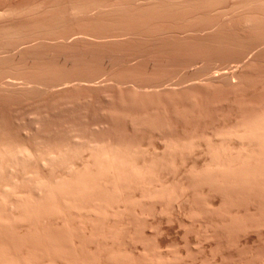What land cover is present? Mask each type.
<instances>
[{
  "label": "bare ground",
  "instance_id": "obj_1",
  "mask_svg": "<svg viewBox=\"0 0 264 264\" xmlns=\"http://www.w3.org/2000/svg\"><path fill=\"white\" fill-rule=\"evenodd\" d=\"M124 1H126V0H124ZM141 1H144V0H140V2ZM146 1L142 2L141 5L143 3H145ZM152 1L153 0H150V3ZM179 1L177 2L178 5L183 0L180 2ZM186 1H184V2H186ZM194 1H196V0H193L192 2H194ZM199 1L201 3L202 0H199ZM199 1L197 0V2H199ZM224 1L225 0H223V3H224ZM14 2H16V1H14ZM110 2H111V0H110ZM135 2H136V0L134 1V3ZM138 2L139 1H137L136 3H138ZM155 2H157V0H155ZM160 2H162V0L156 4H159ZM174 2L175 1H173V3ZM202 2L205 3L206 1L204 2V0H203ZM218 2H220V0H218ZM218 2H216V3H218ZM231 2H230V4H231ZM111 3H113V1ZM122 3H124V5H125L126 2H123V0H122ZM196 3H192V4H196ZM211 3H213V2H211ZM88 4H89V2H88ZM90 4H93V3L91 2ZM114 4H115V2H114ZM147 4H149V2H147ZM161 4H159V5H161ZM189 4H190V2H189ZM207 4L209 5L210 3H207ZM207 4H205V6H207ZM13 5L14 4H12V6ZM115 5L118 6V4H115ZM134 5H137V4H134ZM138 5H139V3H138ZM138 5H137V7H138ZM170 5H168V7ZM175 5H177V4H174V6ZM184 5H186V3ZM191 5H189V6H191ZM200 5H196V6H200ZM210 5H212V4H210ZM60 6H58V7H60ZM90 6L93 7V5H90ZM109 6H111V5H109ZM151 6H154V8H155V5H150V7ZM182 6H183V4H182ZM202 6H204V5H202ZM252 6L253 7L255 6V9H257L256 7H260V8L264 9V0H233V3L229 7V9H231V10L226 9L229 11H226V13H224V14L232 15V13H230L231 11H233V12H236L238 10L241 11L242 9L244 10V8H248V7H252ZM15 7L16 6H14V8ZM92 7H91V11L96 8V7H93V8ZM97 7H99V6H97ZM104 7H103V9H104ZM140 7L142 8V6H140ZM162 7H164V6H162ZM179 7H180V5H179ZM221 7H222V5H221ZM36 8L37 7H35V8L33 7V9L32 8L31 9L34 10ZM64 8L66 11L65 15H67V16H69V15L70 16H76L79 13L81 14V12L84 10H90V8L88 9V7H84L78 3H71L70 5H68ZM105 8L107 9V7H105ZM112 8H115L114 5ZM170 8L172 9V7H170ZM209 8H210V6H209ZM218 8H220V6ZM218 8H216V12H220V10H217ZM98 9H100V8H98ZM158 9H156V10H158ZM161 9L162 8H160L159 10H161ZM194 9H196V8L192 7L193 11H194ZM197 9H198V7H197ZM206 9H207V7H206ZM222 9L224 10L225 8L222 7ZM222 9H221V11H222ZM255 9H250V10L255 11ZM2 10H0V15L5 14L4 12H1ZM15 10H16V8H15ZM21 10H22V8H21ZM24 10H26V9H24ZM101 10H102V8H101ZM127 10H126V13H127ZM131 10H132V8H131ZM152 10H153V8H152ZM189 10H191V8ZM201 10H203V8H201L200 11ZM260 10L261 9H259L258 12H260ZM5 11L7 12L8 10H5ZM110 11H112V10H110ZM115 11H117V10H115ZM118 11H120V10H118ZM176 11L178 12V10H176ZM27 12H29V11H27ZM61 12H60L59 16L60 15L64 16V14H62ZM94 12H95V14H97L96 13L97 10H95ZM132 12H134V11H132ZM156 12H158V11H156ZM156 12H155V14H156ZM201 12L202 13H200V12L199 13L203 14V11H201ZM224 12H225V10H224ZM263 12H261V14ZM88 13L91 14L92 12H88ZM88 13H86V14H88ZM109 13H111V12H109ZM112 13H113V11H112ZM150 13H151V11H150ZM150 13H147V14H150ZM171 13H172V11H171ZM194 13H195V11H194ZM39 14H40V12H39ZM219 14L220 13H218V15ZM234 14H236V13H234ZM254 14H251L250 12H249V14L246 13V19H245L246 22L245 23H248V25L250 23V25H252V23H254L252 21H254L255 18H257L259 20V18L257 17L258 14L256 13L257 16H256V14L255 15ZM36 15H37V13H36ZM110 15L113 16V14H110ZM123 15H124V13H123ZM127 15H125V16H127ZM136 15H137V13H136ZM227 15H225L224 17H226ZM263 15H261V16L264 18ZM2 16H4V15H2ZM12 16H14V15H12ZM61 16H60V18H61ZM103 16H105V15H103ZM161 16H162V14H161ZM220 16H218V17L220 18ZM238 16H239V14H238ZM244 16H245V14L243 15V17ZM93 17H94V15H93ZM127 17H130V16L128 15ZM194 17H195V15H194ZM221 17H223V15ZM38 18H41V17L38 16ZM52 18H55V17L53 16ZM162 18H163V16H162ZM57 19H59V18H57ZM64 19H66V17ZM112 19H114V18H112ZM157 19H158V16H157ZM243 19L241 18L240 20L243 21ZM14 20H16V19H14ZM26 20H28V19H26ZM61 20L62 19H60V21ZM36 21H37V19H36ZM56 21L54 22V24H58V23H56ZM60 21L58 20L59 23H60ZM74 21H76V20H74ZM100 21H101V19H100ZM130 21H133V20H130ZM146 21H147V19H146ZM156 21H158V20H156ZM262 21H263V19L260 20V23ZM3 22H4V20H3ZM16 22H17V20H16ZM52 22H53V20H52ZM7 23L8 22H6L4 24H7ZM10 23L15 24L13 22H10ZM31 23L33 24V22H31ZM61 23H60V25H61ZM107 23H108V21H107ZM177 23H179V22H177ZM256 23L259 25V22H256ZM256 23H255V25H256ZM20 24H22V23H20ZM210 24H212V23H210ZM50 25L52 26V24H50ZM130 25H131V23H130ZM7 26H4V27H7ZM10 26H11V24L8 27L10 28ZM18 26L20 27V25H18ZM61 26H58V27L60 28ZM217 26H220V24ZM4 27H3V30H4ZM56 27H57V25H56ZM121 27H123V26H121ZM201 27H203V26H201ZM210 27H212V25H210L208 28H210ZM227 27H230V26H227ZM259 27H261V25ZM14 28H16V27H14ZM6 29L8 30V28H6ZM41 29L43 30V28H41ZM119 29H120V27H119ZM127 29H129V28H127ZM11 30H14L13 27L10 29V31ZM54 30H53V34L56 35V32L59 29L56 30V32ZM62 30H64L63 27H62ZM137 30H139V29H137ZM154 30H155V28H154ZM202 30H204V29L202 28ZM227 30H229V29H227ZM255 30H258V29H255ZM47 31L46 30L42 31V32L38 31L29 39L22 40V41L14 43V44H12V42H9L8 45H3V43H0V59L5 58L7 55L9 56V54L12 53V51L14 49L19 48L20 49L19 52L17 54H14L13 56L16 57V55H19V57L17 56L18 57L17 60H20L19 58H20V56L21 57L23 56V53L30 51V50L32 51V49L36 48V46H38L40 44L47 43L48 40L51 41L49 43H55V46H56V44H62V43L65 44V46L67 45V43L64 42L66 39L61 38V34H60V37L53 36L54 38H52V37H49L46 34H44V32L47 33ZM252 31H253V29H252ZM259 31H262V30L259 29L258 33H260ZM1 32H0V35L6 33L3 31L4 33L1 34ZM7 32H9V30ZM16 32H17V35L20 34L19 33L20 31L18 32L17 29H16ZM78 32H80V31H78ZM93 32H95V30H93ZM154 32H156V31H154ZM247 32H248V30H247ZM11 33H13V32H11ZM24 33H26V32H24ZM33 33H34V31H33ZM49 33L50 32H48L47 34H49ZM100 33H101V31H100ZM112 33H114V32H112ZM130 33H132V31ZM181 33H185V32L182 31ZM243 33H245V32H243ZM125 34H127V33H125ZM161 34H162V31H161ZM17 35L15 34V37H19ZM75 35H76V33L73 35L76 39L78 36H75ZM96 35H97V33H96ZM137 35H139V34H137ZM170 35H171V33H170ZM231 35H232V33H231ZM236 35H237V33H236ZM5 36H7V35H5ZM8 36H9V34H8ZM11 36H14V34ZM21 36H25V35L21 34L20 37ZM29 36H31V35H29ZM71 36H72V34H71ZM79 36H81V35H79ZM228 36L230 37V35H228ZM15 37H14V39H15ZM25 37H27V36H25ZM69 37L70 36L68 35V38ZM148 37H150V36H148ZM169 37L170 36H168V39H169ZM217 37H219V32H218ZM8 38H7V40L9 41ZM117 38H119V37H117ZM155 38H157V37H155ZM11 39H13V38H11ZM70 39L72 40L73 38H70ZM86 39H88V38H86ZM179 39H177V40H179ZM213 39H214V37H213ZM219 39H220V37H219ZM17 41H18V39H17ZM98 42H100V41H98ZM139 42H140V40H139ZM170 42H171V40H170ZM125 43H126V41H125ZM136 43H137V41H136ZM136 43H135V45H136ZM75 44H76V42H75ZM92 44H94V43H92ZM92 44H90V45H92ZM262 44H264V42ZM84 45H85V43H84ZM55 46H53V49L55 48ZM120 47L122 48L121 45L119 46V48ZM124 47H126V46H124ZM138 47H140V46H138ZM140 48H142V47H140ZM135 49H137V48H134V50ZM44 50H45V48H44ZM54 50H51V48L48 49L49 53L53 52ZM61 50H62V46H61ZM87 50H88V48H87ZM147 50H149V49H147ZM157 50H158V48H157ZM171 50H172V48H171ZM68 51L69 50L67 48L66 52H68ZM93 51H95V50H93ZM121 51H123V50H121ZM43 52H45V51H43ZM55 52H57V50ZM160 52H161V50H160ZM38 53H39V50H38ZM61 53H62V51H61ZM140 53L141 52H139V54ZM43 54H42L43 57H41L40 54H35V57H36V55H40V57L44 59ZM45 54H46V52H45ZM52 54H50V55H52ZM57 54H59V52ZM64 54L65 53H63V55ZM71 54H73V52ZM132 54H131V56H132ZM135 54H137V53H135ZM169 54H167V55H169ZM198 54L199 53H197L196 56H198ZM11 55L12 54H10V56ZM63 55H62V57L60 55H58V56L63 58V61H64L65 58L63 57ZM67 55H65V56H67ZM156 55H157V53H156ZM177 55L178 54H176V56ZM185 55H187V54H185ZM185 55L183 57H185ZM58 56H57V58H58ZM135 56L137 57V55H134L133 57H135ZM40 57H38V58H40ZM73 57H74V60L77 59V58H75V55ZM76 57H78V56H76ZM152 57L154 58L155 56H152ZM61 58L59 60H61ZM69 58H70V56H69ZM79 58L81 59L82 55H80ZM121 58H123V56ZM179 58H180V56H179ZM86 59H89V57ZM93 59L95 60V58H93ZM109 59H110V57H109ZM127 59L129 60V58H127ZM135 59L136 58L131 59V60L134 61ZM147 59H145L146 60L145 63L147 62ZM161 59H162V57H161ZM161 59H160V61H161ZM8 60H6V61H8ZM25 60H27V58ZM29 60L31 61V59H29ZM49 60H50V58H49ZM69 60H68V62L71 63ZM100 60H101V58H100ZM172 60H174V58ZM10 61H12V60H10ZM84 61L85 60H83V62ZM154 61H156V60H154ZM26 62H28V61H26ZM26 62L23 61L19 65V68L18 67L14 68L16 70L13 69V73L11 72L12 70L10 71V69L12 67L10 69L9 68H3L4 66L8 67L7 63L4 64V66L2 68L0 67V92H2L0 94L2 95L4 92H6L7 93L6 95H8V92L11 93V91L13 92L16 90H18V91L23 90V92L21 91V93H26L24 91L29 92L30 90H31V92H29V93H32V90H38V91L41 90L42 93H43V91H45L46 93L44 92L43 94L47 95V92H48L47 96L49 97L51 95V97H49V98L53 99V100H50V102L52 104L51 108H50L51 111L56 113L57 118L61 117L59 120L60 122L58 124L62 125L61 119H63V120L65 119L63 117V113L66 111L72 112L71 115L77 116V119L71 120V123L74 124V127L65 126V128H62V126L59 125L54 130H49L46 128V124H45V121L43 120L42 112L37 111V112H34L29 119L30 120V127L29 128L26 127V128L21 130V132H20L21 137H15L14 135H12L10 133V131H4L3 132L2 130H0V264H176V262L181 258V256L178 254V252L175 254L174 253L171 254V252L169 253L168 247H167L168 250H166V248L164 250L162 245L159 244V243H161L160 241H159V243H156V242L154 243L153 241L150 240V237L147 235V231H149L148 229L154 227V223L152 222L151 218L155 219V218L166 217L167 219H171V214H169L170 213L169 209H171L174 212V214H175L174 218H176V216H177L184 224L186 222L197 223V224L199 223L200 226L203 227L202 229L204 230L205 237H207V238L210 237L212 239L214 238L217 240L218 238H221V237L224 238L226 235L236 234L239 236L240 235L245 236V235L251 234V233H257L258 236H260V238L261 237L264 238V105L260 106L258 109H255V110L249 105L251 107V109H253V111H250L248 113L240 115L236 119V121L231 125L230 124H228L227 126L224 125L225 127L223 126V128H221V129H215L214 128L215 130H213L211 134L206 135L204 133L205 135L200 136V137L197 135H195V136H189L188 135L189 137H183V136H177V135H175V136L167 135L166 133H168V132H166L165 130L163 131V129H165L167 127L161 129V127H159V125L163 124V123L161 122L160 124H158L159 122L154 118L155 116L154 117H153V115H151V117L144 116V115L141 116V115L137 114L136 112H130L129 110L132 107H130L129 110L127 109L128 113L126 114V119H127L126 121L131 126L132 132H133V130L136 131V130L144 127V126H147V124H148V127H150L151 131L158 133L159 136L162 138V140L164 142V148L161 152H158L155 149L152 150V149H147V148L143 147V144L141 143V141L138 140L136 137H133V138L130 136L128 137L127 134L124 135L121 132L119 133L118 131L115 132V130H113V125L111 123V119H112L111 117H112V115L114 116V114H111V112L115 113L114 106L116 105L115 103L118 102L117 99H116L117 102L114 101L115 105L113 104L114 106H113V108L111 107L112 109L110 107H107V106H110L111 104L108 105V104H104V102H103V104H104L103 106H106L107 108H105V107L102 108V106H101V108H99V109H101V112L99 113V115L101 114V117L99 116L101 118L100 121L92 123V121L88 120V122H90V123H88V122H86V120H87L86 118H88V116H87L88 113L86 114L87 111L84 109L87 108V106L89 108V103H94L92 100L89 99L90 101L88 102V100H87L88 98H86L85 96H84L86 98L85 100H87L86 102H84L85 101L84 98H83V100L80 99L83 102H79V99H73L74 97L71 98L72 100L69 99V101L64 100L62 102L59 99L61 96L60 94L62 92L66 91V93H64V94H67L68 90L71 89V90H73V91L70 90V92L72 94L75 91L74 90L75 88H77L76 90H78L80 88V86L78 84H76V85L79 88L74 84L72 86L68 83V82H70V81H68L71 79L70 77H68L69 79H67V81L63 80L62 77H60L59 74H63L61 72L58 73L60 71L61 67H59L60 69H59V71H57V74H55V75L53 74L54 76L52 75V77L47 78L48 76L47 77L44 76L45 75V68H43V67L47 66L45 64L46 62L44 63L45 64L44 66H43V64L42 65L40 64V67H37V66L34 67L33 65H31V63H29V62L26 63ZM33 62H32V64H33ZM60 62L64 63V62H62V60ZM126 62H128V61H125V63ZM0 63H2V62H0ZM16 63H18V62H16ZM105 63H106V60H105ZM138 63H139V61H138ZM8 64H9V66H11L10 62H8ZM54 64H56V63H53V65ZM103 64H104V62H103ZM114 64H115V62H114ZM128 64H129V62H128ZM146 64H147V66H149L148 62ZM188 64L191 65L190 63H188ZM194 64H196V63H194ZM57 65H60V64H56V66ZM97 65H99V64H97ZM130 65L132 66V64H130ZM139 65L140 64H138V66ZM13 66H15V64ZM128 66L129 65H127V67ZM144 66H145V64H144ZM147 66H145V67L147 68ZM53 67L55 68V66H53ZM111 67H113V66H111ZM132 67H134V66H132ZM172 67H174V66H172ZM48 68L49 67H47V69ZM62 68H64V67H62ZM82 68H84V64H83ZM98 68H99V66H98ZM106 68H108V67H105V69ZM116 68H117V66L115 67V69ZM52 69H48V70L51 71ZM48 70H46V72ZM53 70H55V69H53ZM120 70H122V69H120ZM131 70H130V72H131ZM210 70L211 69H209V71ZM217 70L218 69H216L215 71L217 72ZM89 71H87V72L89 73ZM100 71L103 73L104 70L103 71L100 70ZM113 71H115V70H113ZM135 71H136V69H135ZM138 71H139V69H138ZM146 71H147V69H146ZM239 71H241L240 68H239ZM108 72L110 73V71H108ZM148 72H150V71L148 70ZM155 72H153V73H155ZM43 73H44V75H43ZM68 73L69 72H67V74ZM74 73H75V71H74ZM113 73L115 74V72H113ZM127 73H129V72H127ZM143 73H146V72L144 71ZM77 74L79 75V73H77ZM135 74L137 75V73H135ZM65 75L63 74L64 77H65ZM75 75H76V73H75ZM97 75H99V71H98V74H96L95 76L97 77ZM100 75H101V73H100ZM131 75L133 76V74H131ZM219 75H221V77L230 79L231 82H233L232 84H235V82H237V80L234 79L235 77L238 76L237 71L228 70V71H223L220 74H218V72L217 73L214 72L212 79H214V77L215 78L217 77L219 79V77H218ZM106 76H108V75H106ZM122 76H123V74H122ZM128 76H129V74H128ZM143 77H145V76H143ZM143 77H141L142 80L144 79ZM207 77H209V76H207ZM78 78H80V76ZM119 78L117 81L115 80L117 82L116 84H118L117 85L118 90L120 88L119 84L123 85L127 82L131 83V81L133 80V79L131 81L127 80V82H125L123 78H122L123 80H121V79L119 80ZM196 78H198V77H196ZM90 79H92V78L90 77ZM103 79H105V78H103ZM206 79H209V78H206ZM203 80L204 79H202V81ZM230 80H228V82ZM186 81H188V80H186ZM186 81H185V83H186ZM200 81L197 83H200ZM219 81H220V79L218 80V82ZM238 81H239V79H238ZM73 82H75L74 78H73ZM80 82L82 83V81H80ZM80 82H79V84H80ZM134 82H135V80H134ZM138 82L135 85H134V83L132 85H130V84L129 85L134 88V91H136L135 89H137L138 91L139 90L146 91V89H147L146 87L148 86V84L146 86V83L144 85L143 83L142 84L140 83V80H138ZM223 82H226V80L225 81L223 80ZM109 83H111V82L109 81ZM180 83H182V82H180ZM211 83H216V82H211ZM161 84H162L161 86H163L162 82H161ZM187 84H189V83H187ZM200 84H202V82ZM207 84H208V82H207ZM223 84H225V83H223ZM80 85H83V84H80ZM87 85H90V84H87ZM108 85L110 86L111 84H108ZM154 85L152 84V86H154ZM181 85H183V84H181ZM193 85H196V83H194ZM84 86H86V84H84ZM111 86H113V85H111ZM126 86H128V85H125L124 87L126 88ZM158 86H157V88H158ZM191 86H192V84L190 85V87ZM238 86H239V84H238ZM238 86H236V88ZM72 87H75V88L73 89ZM90 87H91V85H90ZM154 87H156V86H154ZM166 88L169 89L168 86ZM80 89H79V91H80ZM121 89H122V87H121ZM151 89H154V88L151 87ZM151 89H149V90H151ZM163 89H162V91H163ZM182 89H184V88H182ZM114 90H116V89H114ZM122 90H124V89H122ZM128 91H131V90H129V88H128ZM141 91H139V93ZM70 92H68V93H70ZM112 92L117 93V91H113V90H112ZM112 92H111V94H112ZM119 92H120V90H119ZM123 92H121V94H125V92L124 93ZM131 92H133V91H131ZM160 92H159V94H160ZM13 93H12L13 95L16 94L15 92H13ZM49 93H50V95H49ZM108 93H106V94L104 93V97L108 96ZM133 93H135V92H133ZM136 93H138V92H136ZM147 93H150V92H146V95H147ZM71 94H67V96L69 97ZM4 95H5V93H4ZM18 95L19 96L21 95V97H22L24 94L22 95V94H19V92H18ZM5 96H4V98H5ZM10 96H11V94H10ZM24 97H25V95H24ZM90 97L91 96H89V98ZM108 97H110V100L106 103H110L113 96L111 97V95H110ZM108 97L107 98L105 97V100L109 99ZM10 98H11V100H14V99H12V97H10ZM63 98L64 97H62L61 99L63 100ZM5 99L9 100L8 98H5ZM5 99H3V100H5ZM113 99L115 100V96L113 97ZM193 102H194V100L191 103H193ZM7 103H8V101H7ZM81 103H85V104L87 103L88 105L86 104L87 106H85V105H82ZM111 103H113V102H111ZM260 103H261V101H260ZM95 104H97V102H95ZM81 105L84 106L85 108L82 107ZM256 105H258V103H255V106ZM252 106H254V105L252 104ZM255 106H254V108H255ZM90 107H91V105H90ZM186 107H188V106H186ZM185 109H187V108H185ZM146 114L147 113H145V115ZM153 114L156 115L155 113H153ZM149 115H150V113H149ZM93 116L94 115H92V118H94ZM156 117H158V116L156 115ZM123 118L125 119V116ZM157 119H159V118H157ZM9 123H11V122L9 121ZM9 123L7 122V124H9ZM13 123L14 122L12 121L11 125ZM164 124H165V122H164ZM85 125H86V127H85ZM171 125L172 124H170V126ZM168 126H169V123H168ZM114 127H116V126H114ZM116 128L119 129V127H116ZM169 128H171V127H169ZM169 128H168V130H169ZM147 129H149V128H147ZM172 129L173 128H171L170 130H172ZM1 132L3 134H1ZM163 132L164 133L166 132V133L164 134ZM174 133H175V131H174ZM130 135H133V134L130 132ZM195 151H199L201 154H203L205 156L203 163L201 162L202 164L200 166H191V167L188 166L189 168H186L182 172V176L178 177L177 180L170 181L169 179H167L168 177L166 178V171L168 169H172V168L176 167V165H177L176 164L177 163L176 157L177 156H180L183 159L184 155L193 153ZM179 162H180V160H179ZM197 188H200L201 192L197 191L196 190ZM217 194H219L222 197V202L219 203L220 205H218V206L216 204H214L210 198L211 196L213 197V195L215 196ZM172 216H174V215H172ZM213 216H217L215 219H217V218L218 219L215 220L213 218ZM157 222L160 224L159 220H157ZM181 225H183V224H181ZM202 229H200V230L203 231ZM155 232H156V230H155ZM156 233L158 234V232H156ZM153 235H154V233H153ZM159 237H161V236H159ZM199 237H202V236H199ZM226 238H227V236H226ZM226 238H225V240H226ZM229 238H230V236H229ZM222 240L224 241V239H222ZM236 240H237V238H236ZM226 241H228V240H226ZM220 242H221L220 239H218V242L216 241L217 244H219ZM231 242H233V241H231ZM239 242H241V241L239 240ZM224 243H225V241H224ZM261 243L262 242H260L259 244H261ZM238 244L240 246V243H238ZM200 245H201V243H200ZM221 245H222V242H221ZM196 246H197V244H196ZM212 246H215V244ZM224 246H222V247H224ZM219 247H221V246H219ZM262 247L264 248V244ZM236 248H239V247L237 246ZM258 249H259V247H258ZM219 250H221V249H219ZM261 250H264V249H261ZM222 251L224 252V250H222ZM254 251H256V250H254ZM188 252L189 251H187V253ZM253 253L254 252H252V254ZM255 253L253 256L259 255L258 252L256 254ZM251 255H250V257H251ZM183 256H184V254H183ZM215 261H217V260H215ZM184 264H186V263H184ZM192 264H195V263L192 262ZM255 264H264V252H263L261 259L258 262H256Z\"/></svg>",
  "mask_w": 264,
  "mask_h": 264
},
{
  "label": "rangeland",
  "instance_id": "obj_2",
  "mask_svg": "<svg viewBox=\"0 0 264 264\" xmlns=\"http://www.w3.org/2000/svg\"><path fill=\"white\" fill-rule=\"evenodd\" d=\"M14 1H16V2H14ZM112 1H113V3H111ZM134 1L135 0H131V1L130 0H126V1L123 0V2H126L125 5H124V3H122V0H111V2H110V0H102V1L101 0H45V1L44 0H0V10L3 9L1 12L5 13V14H2L4 16L0 15L1 16L0 17V23L3 25L2 26L0 24V32L3 30L4 26H7V25L9 26L11 24L10 28L8 26L4 27L3 31L6 32V33H4L3 31L1 32V34L4 33V34L0 35L1 36L0 37V43H3V45H8L9 42H12V44H14L16 42L29 39L30 37H32L38 31L42 32V31H45V30L46 31L48 30L47 33L48 32H50V33L47 34L46 32H44V34H46L47 36L52 37V38H54L53 36L60 37V34H61V38H65L66 40L64 42L67 43L66 46L63 43H62L63 45L62 44H56V46H55V43H49L51 41L48 40L47 43L40 44V45L36 46V48L32 49V51L30 50V51H27V52L23 53V56L22 57L20 56V58H19L20 60H17L19 55H16V57L13 56L14 54H17L19 52V50H20L19 48H16V49H14L12 51V53H10V54H12L11 56H10V54H9V56L6 54L7 56L5 58L0 59V62H2V63H0V67L2 68L4 66V64L7 63L8 67L4 66L3 68H9L10 69L12 67L10 69V71L12 70L11 72L13 73V69L16 68V67L19 68V65L23 61L24 62L28 61L34 67L35 66L40 67V64L41 65L43 64V66L46 64L47 66L43 67V68H45V75H44V73H43V75L45 77L48 76L47 78L52 77L53 74L54 75L57 74V71H59V69H60L59 67H61V69H60V71L58 73L61 72L64 75L65 74L66 75L64 77L63 74H59L60 77H62V79L65 80V81H67V79H69L68 77H70L71 79L68 80V81H70V82L72 81V82L71 83L68 82V83L70 85H72V86H73V84L74 85L78 84L80 86V88H81L80 89L76 85L80 89V91H79V89L76 90L77 89V88H75L76 86L72 87L73 89L75 88L74 89L75 91L72 93L73 95L70 92L71 89L68 90V92H70V93L67 92V94H71L70 95L71 97L70 96L68 97L67 94H64V93H66V91L62 92L60 95L62 96L64 94L65 96L64 95L62 96V97H64L63 100L61 99L62 97L60 96L59 99H60L61 102L64 101V100L65 101H69V99H71L73 97H74L73 99H79V102H83V101L80 100V99L83 100V98H84V100L86 98H88L87 99L88 102L90 100H92L94 103H89V108L90 109L88 108V106H87L88 104L87 103H86L87 105L85 103H81L82 105L87 106V108H85L84 106L81 105L82 107L85 108L84 110L87 111L86 114L88 113L87 116H88L89 119L86 118L87 119L86 122H88V120H89V121H92V123L100 121L101 114L99 115V113L101 112V109H99V108H101V106H102V108L103 107H105V108H107V107L111 108L112 107L113 108V106L116 104L114 106L115 113L111 112V114H114V116L112 115V117H111L112 118L111 119V123L113 125V130H115V132H117V131L119 133L121 132L124 135L127 134L128 137L129 136L132 137V138L136 137L138 140L141 141V143L143 144V147H145L147 149H152V150L155 149L158 152H161L163 150V148H164V142H163L162 138L159 136L158 133H155V132L151 131L150 127H148V124H147V126H144V127L140 128V129H138L139 131L138 130H136V131L133 130V132H134L133 133L132 130H131L132 129L131 126L126 121L127 120L126 119V114L128 113L127 109L129 110V108L132 107L129 111L130 112H136L137 114H139L141 116H143V115L144 116H149V117H151V115H153V117L155 116L154 118L159 122L158 124H160L161 122L163 123V124L159 125V127H161V129L167 127L165 129H163V131L165 130L166 132H168V133L165 132L167 135H173V136L177 135V136H183V137H189V136L197 135V136L200 137V136H203L205 134L206 135L211 134L213 130L221 129V128H223L224 125L225 126H227L228 124L231 125V124H233L236 121V119L240 115L248 113L250 111H253V109L254 110L258 109L260 106L264 105V47H263L264 44H262L264 42V31H263L264 30V18L261 16V15L264 14V12H263L264 9L263 8L256 7L257 9H255V6L254 7L252 6V7L244 8L245 11L242 9L241 10L242 12L240 10H238L236 12L231 11L230 13H232V15H227V14H224V13H226V11L231 10V9H229V7L233 3V0H230V1L229 0L228 1L225 0L224 3H223V0L222 1L220 0V2H218V0H215L218 3H216L214 0H209L210 2L208 0H204V2L206 1L205 3L202 2L203 0L201 1V3H200L199 0H198L199 2H197V0L194 1V2H192L193 0H187V1L186 0H183V1L180 0L182 2H180L179 0H168V1L167 0H162L163 3L162 2L159 3V4L162 3L161 5L156 4V3H158L161 0H157V2H155V0H153L151 3H150V0L149 1L148 0L147 1L144 0L146 2L143 3L142 5H141V3L144 2V1L140 2V0H136V2L139 1L138 2L139 5L136 2L134 3ZM173 1H175V2L173 3ZM178 1L180 2L179 3L180 7H179V5L177 3ZM184 1H186V2H184ZM188 1L190 2V4H189ZM88 2H89V4L92 2L93 4H90V5H93V7H96V8L91 11V7L92 6H90L88 4ZM114 2H115V4H118V6L115 5ZM147 2H149V4H147ZM211 2H213V3H211ZM230 2H231V4H230ZM71 3H78V4H80V5L84 6V7H88V9L90 8V10L82 11L81 12L82 15L79 13L76 16H70L69 15L70 16L69 17V16L65 15L66 11H65L64 7L70 5ZM133 3L137 4L138 7H137V5H134ZM185 3H186L187 6L184 5ZM192 3H196V4H192ZM207 3H210L212 5H210V4L208 5ZM12 4H14V5L12 6ZM174 4H177V5L174 6ZM182 4H183L184 7L182 6ZM205 4H207V6H205ZM31 5L34 8L35 7H37V8L32 10L33 7ZM109 5H111V6H109ZM113 5H114L115 8H112ZM150 5H155V8H154V6L150 7ZM168 5H170V6L168 7ZM189 5H191V6H189ZM196 5H200V6H196ZM202 5H204L205 7L202 6ZM221 5H222V7L225 8L224 9L225 12L222 9ZM14 6H16L15 7L16 10H15ZM58 6H60V7H58ZM97 6H99V7H97ZM104 6L107 7V9ZM140 6H142V8ZM162 6H164V7H162ZM209 6H210V8H209ZM219 6L222 9V11H221L220 8H218ZM103 7H104V9H103ZM159 7L162 8V9L159 10L160 9ZM170 7H172V9ZM192 7L196 8V9H194L195 13L192 10ZM197 7H198V9H197ZM206 7H207V9H206ZM21 8H22V10H21ZM98 8H100V9H98ZM101 8H102V10H101ZM131 8H132V10H131ZM152 8H153V10H152ZM190 8H191V10H189ZM201 8H203V10H201V11H203V14H200V13H202L200 11ZM216 8H218L217 10H220V12H216ZM24 9H26V10H24ZM156 9H158V10H156ZM226 9H229V10H226ZM250 9H255V11L254 10L251 11ZM259 9H261L260 12H258ZM5 10H8V11L10 10V11L6 12ZM95 10H97V12H96L97 14H95V12H94ZM110 10H112L113 13ZM115 10H117V11L120 10V11H118L119 12L118 13ZM126 10H127V13H126ZM155 10L158 11V12H156ZM170 10L172 11V13H171ZM176 10H178V12ZM27 11H29L30 13L27 12ZM132 11H134V12H132ZM150 11H151V13H150ZM248 11L251 14H254L255 12L258 14V16H257V14L255 13L256 16L259 18V20L254 17L255 20L252 21L254 23L251 22L252 25H250V23H249V25H248V23H245L246 22V20H245L246 19V13L249 14ZM39 12H40V14H39ZM60 12L62 14H64V16L62 15L63 17L60 15L61 18L59 16ZM88 12H92L91 13L92 15L89 14ZM109 12H111V13H109ZM122 12L124 13V15H123ZM155 12H156L157 15L155 14ZM261 12H263V13L261 14ZM36 13H37V15H36ZM86 13H88L89 15L86 14ZM136 13H137V15H136ZM147 13H150V14H147ZM160 13L162 14L163 18H162ZM218 13H220V14L218 15ZM234 13H236V14H234ZM110 14H113V16L110 15ZM127 14L131 18L127 17L128 16ZM238 14H239L240 17L238 16ZM244 14H245V16L243 17ZM12 15H14V16H12ZM93 15H94V17H93ZM103 15H105V16H103ZM125 15H127V16H125ZM194 15H195V17H194ZM220 15L221 16L223 15V17L225 15H227V16L223 18ZM38 16L41 17V18H38ZM53 16L55 18H52ZM157 16H158V19H157ZM218 16H220V18ZM65 17H66V19H64ZM57 18H59V19H57ZM112 18H114V19H112ZM241 18L242 19L244 18L243 21L240 20ZM14 19H16L17 22ZM26 19H28V20H26ZM36 19H37V21H36ZM60 19H62V20L60 21ZM100 19H101V21H100ZM146 19H147V21H146ZM155 19L158 20V21H156ZM262 19H263V21L260 23V20H262ZM3 20H4V22H3ZM29 20L31 22H33V24ZM52 20H53V22H52ZM54 20L55 21L57 20L56 23H58L59 25L58 24H54V22H55ZM58 20L60 21V23L63 21L61 23L62 26L60 25ZM74 20H76V21H74ZM130 20H133V21H130ZM107 21H108V23H107ZM255 21L259 22V25ZM6 22H8V23L4 24ZM10 22H13L15 24H12ZM177 22H179V23H177ZM20 23H22V24H20ZM130 23H131V25H130ZM210 23H212V24H210ZM218 23L220 24V26H217V25H219ZM255 23H256V25H255ZM50 24H52V26ZM18 25H20V27ZM56 25H57V27L58 26H61V27L57 28ZM210 25H212V27L208 28ZM260 25H261L262 28L259 27ZM121 26H123V27H121ZM201 26H203V27H201ZM227 26H230V27H227ZM12 27H13L14 30L10 31V29ZM14 27H16V28H14ZM62 27H63L64 30H62ZM119 27H120V29H119ZM6 28H8L9 32H7L8 30ZM41 28H43V30ZM127 28H129V29H127ZM154 28H155V30H154ZM202 28L204 30H202ZM16 29L18 30V32L20 31L19 35H17ZM137 29H139V30H137ZM225 29L226 30L229 29V30L226 31ZM252 29H253V31H252ZM255 29H258V30L260 29L263 32L259 31L260 33H258V30H255ZM53 30L55 32H56V30H58L57 32L59 34L57 32H56V35L53 34ZM93 30H95V32H93ZM153 30L156 31V32H154ZM247 30H248L249 33L247 32ZM33 31H34V33H33ZM78 31H80V32H78ZM100 31H101V33H100ZM131 31H132V33H130ZM161 31H162V34H161ZM182 31L185 32V33H181ZM11 32H13V33H11ZM24 32H26V33H24ZM112 32H114V33H112ZM169 32L171 33V35H170ZM218 32H219L220 39H219V37H217L218 36ZM243 32H245V33H243ZM75 33H76L75 36H78L76 39L73 36ZM96 33H97V35H96ZM125 33H127V34H125ZM231 33H232V35H231ZM236 33H237V35H236ZM8 34H9V36H8ZM13 34H14V36H11ZM15 34L17 36H19V37H15ZM21 34L27 36L28 38L25 37V36H21L20 37ZM71 34H72V36H71ZM137 34H139V35H137ZM227 34L230 35V37ZM5 35H7L9 38L7 36H5ZM29 35H31V36H29ZM68 35L70 36L69 38H68ZM79 35H81V36H79ZM148 36H150L151 38L148 37ZM168 36H170L169 39H168ZM14 37H15V39H14ZM117 37H119V38H117ZM155 37H157V38H155ZM213 37H214L215 40L213 39ZM7 38L9 39V41L7 40ZM11 38H13L14 40L11 39ZM70 38H73V39L71 40ZM86 38H88V39H86ZM17 39H18V41H17ZM177 39H179V40H177ZM139 40H140V42H139ZM170 40H171V42H170ZM98 41H100V42H98ZM125 41H126V43H125ZM136 41H137V43H136ZM75 42H76L77 45L75 44ZM84 43H85V45H84ZM92 43H94V44H92ZM135 43H136V45H135ZM90 44H92V45H90ZM120 45L122 46L123 49L121 47L119 48ZM53 46H55V48H54L55 50L53 49ZM61 46H62V50H61ZM124 46H126V47H124ZM138 46H140L142 48H140ZM44 48H45V50H44ZM50 48H51V50H54L51 53H49V51H48V49H50ZM67 48L69 50L68 52H66ZM87 48H88V50H87ZM134 48H137V49L134 50ZM157 48H158V50H157ZM171 48H172V50H171ZM147 49H149L150 51L147 50ZM38 50H39V53H38ZM56 50H57V52H55ZM93 50H95V51H93ZM121 50H123L124 52L121 51ZM160 50H161V52L162 51L163 52L161 53ZM43 51H45L46 54ZM61 51H62V53H61ZM58 52H59V54H57ZM72 52H73V54H71ZM139 52H141V53L139 54ZM41 53L42 54L44 53L43 54L44 55V59L41 58V57H43ZM63 53H65V54L63 55ZM132 53L134 55H137L138 58L136 56L133 57L134 55ZM135 53H137V54H135ZM156 53H157V55H156ZM175 53L178 54V55L176 56ZM197 53H199L198 56H196ZM35 54H40L41 57H40V55H36V57H35ZM50 54H52V55H50ZM131 54H132V56H131ZM167 54H169V55H167ZM185 54H187V55H185ZM58 55H60L61 57L63 55V57L65 58L64 61H63V58L59 57ZM65 55H67V56H65ZM74 55H75V58H77L75 60H74V57H73ZM80 55H82L81 59L79 58ZM184 55H185V57H183ZM57 56H58V58H57ZM69 56H70V58H69ZM76 56H78V57H76ZM122 56H123V58H121ZM152 56H155V57L153 58ZM179 56H180V58H179ZM38 57H40V58H38ZM88 57H89V59H86ZM99 57L101 58V60H100ZM109 57H110V59H109ZM161 57H162V59L164 61L161 59ZM26 58H27V60H25ZM28 58L31 59V61ZM49 58H50V60H49ZM60 58H61L62 62H64V63L60 62L61 61V60H59ZM93 58H95V60ZM127 58H129V60ZM134 58H136V59L134 61H132L131 59H134ZM173 58H174V60H172ZM67 59L68 60L70 59L69 61L71 63H69ZM145 59H147V62L149 64V66H147V64H146L147 62L145 63V61H146ZM160 59H161V61H160ZM6 60H8V61H6ZM10 60H12V61H10ZM83 60H85V61L83 62ZM105 60H106V63H105ZM154 60H156V61H154ZM15 61L18 62V63H16ZM125 61H128L129 64H128V62L125 63ZM138 61H139V63H138ZM8 62H10L11 66H9ZM28 62H26V63H28ZM32 62H33V64H32ZM103 62H104V64H103ZM114 62H115V64H114ZM53 63L60 64V65L56 66V64L53 65ZM143 63L145 64V66H147V68L144 66ZM188 63H190L191 65H189ZM194 63H196V64H194ZM14 64H15V66H13ZM83 64H84V68H82ZM97 64H99V65H97ZM130 64H132V66H134V67H132ZM138 64H140V65L138 66ZM52 65L55 66V68ZM127 65H129V66L127 67ZM98 66H99V68H98ZM111 66H113V67H111ZM116 66H117V68L115 69ZM172 66H174V67H172ZM47 67H49L48 69H52L53 68L55 70L52 69L51 71H49L47 69ZM62 67H64V68H62ZM105 67H108V68L105 69ZM239 68H240L241 71H239ZM120 69H122V70H120ZM135 69H136V71H135ZM138 69H139V71H138ZM146 69H147V71H146ZM209 69H211V70L209 71ZM216 69H218L217 70L218 74H220L223 71H228V70L237 71L238 72V76L235 77L234 79L237 80L238 83L235 82V84H232L233 82H231L230 79L221 77V75L218 76L219 79H220L219 82H218L219 79L217 77L216 78L214 77V79H212L213 78V73L214 72L217 73L215 71ZM14 70H16V69H14ZM46 70H48V71L46 72ZM100 70H102V71L104 70L103 73ZM113 70H115V71H113ZM130 70H131L132 73L130 72ZM143 70L146 73H143L144 72ZM148 70L150 72H148ZM74 71H75L76 75H75ZM87 71H89V73ZM98 71H99V75H97V77H96L95 75L98 74ZM106 71L107 72L110 71V73L109 72L107 73ZM206 71L207 72L209 71V72L207 73ZM67 72H69V73L67 74ZM113 72H115V74ZM127 72H129V73H127ZM151 72L152 73L155 72V73H153L154 75ZM77 73H79V75ZM100 73H101V75H100ZM130 73L133 74V76ZM135 73H137V75ZM209 73L210 74L212 73V74L210 75ZM122 74H123V76L125 78L122 76ZM128 74H129V76H128ZM106 75H108V76H106ZM79 76H80V78H78ZM89 76L92 79H90ZM143 76H145V77H143ZM207 76H209V77H207ZM141 77H143L144 79L142 80ZM196 77H198V78H196ZM199 77L200 78L202 77V78L200 79ZM73 78H74L75 82H73ZM103 78H105L106 80L103 79ZM118 78H119V80L120 79L121 80L124 79L125 82H127V80L131 81L133 79L132 80L133 82L132 81H131V83L127 82L128 84L125 83L123 85L119 84V86H120V88H119L120 92H119V90L117 89L118 88V86H117L118 84H116L117 83L116 81L118 80ZM206 78H209V79H206ZM237 78L239 79V81H238ZM202 79H204L205 81L204 80L202 81ZM134 80H135V82H134ZM138 80H140L141 84L143 83L145 85V83H146V86L148 84V86L146 87L148 90L147 89H146V91L139 90L142 93L141 92L139 93V91L137 89H135L136 91H134V88L132 86H130V85H132L133 83L135 85L138 82ZM186 80H188V81H186ZM223 80L224 81L226 80V82H223ZM228 80H230V81L228 82ZM80 81H82V83ZM109 81L111 83H109ZM185 81H186V83H185ZM199 81H200V83L202 82V84L197 83ZM79 82H80V84H83V85H80ZM161 82L163 83V86H161L162 85ZM180 82H182V83H180ZM207 82H208V84H207ZM211 82H216V83H211ZM107 83L111 84L113 86H111V85L109 86ZM187 83H189L190 85L192 84V86L190 87V85L187 84ZM194 83H196V85H193ZM223 83H225V84H223ZM84 84H86L87 87L84 86ZM87 84H90L91 87H90V85H87ZM152 84L153 85L155 84L154 86H156V87L152 86ZM181 84H183V85H181ZM238 84H239V86H238ZM125 85H128V86H126V88H125L124 87ZM157 86H158V88H157ZM167 86L169 87V89L166 88ZM236 86H238V87L236 88ZM121 87L124 90H122ZM151 87L154 88V89H151ZM128 88H129V90H131V91H133L135 93H133L131 91H128ZM182 88H184V89H182ZM114 89H116V90H114ZM149 89H151L152 91L149 90ZM162 89H163L164 92L162 91ZM112 90L113 91H117L118 94L115 93V92H112ZM17 91L18 90L13 91V92L16 93ZM21 91L23 92V90L18 91L19 94H22V95L24 94L25 97H24V95L22 97H21V95L19 96L18 92L15 95H13L14 93L12 91H11V93L8 92V95H6L7 94L6 92H4L6 96L4 95V93L2 94L3 96L0 94V99L2 100V101L0 100V130H2L3 132L4 131H10V133L12 135H14L15 137H21V135H20L21 130L26 128V127L27 128L30 127V120L29 119L32 116V114L34 112H37V111L38 112H42V116H43V120L45 121L46 128L49 129V130H54L59 125L62 126V128H65V126L74 127V124L71 123V120H76L77 116L71 115L72 112H70V111H66V112L63 113V117L65 119L64 120L61 119L62 125L58 124L60 122L59 120H60L61 117L57 118L56 117V113L52 112L51 109H50L51 105H52L50 100H53L52 98H49V97H51L50 93H49L50 96L48 97L47 96L48 92H47V95H46V94H43L45 91H43V93H42L41 90L40 91L32 90V93L34 95L32 93H29V92H31V90L29 92L24 91L26 93H21ZM71 91H73V90H71ZM123 91L125 92V94H121V92H123ZM111 92H112V94L113 93L114 94L112 95ZM136 92H138L139 94L136 93ZM146 92H150V93H147V95H146ZM159 92H160V94H159ZM0 93H2V92H0ZM104 93L105 94L108 93V96L111 95V97L115 96V100L112 97L110 103H106V102H108L110 100V97L105 96L106 98L107 97L109 98V99L105 100ZM10 94H11V96H10ZM4 96H5V98H8V99L10 97H12V99H14V100H11V98L9 100H6L4 98ZM89 96H91V97L89 98ZM3 99H5V100H3ZM116 99H117L118 102L116 101ZM87 100H85L84 102H86ZM191 100L192 101L194 100V102L191 103L192 102ZM7 101H8V103H7ZM114 101H116L117 103L114 104ZM260 101H261V103H260ZM95 102H97V104H95ZM103 102H104V104H108V105L111 104V105L107 106V107L103 106L104 105ZM111 102H113V103H111ZM255 103H258V105H256L257 107L255 106ZM252 104L255 106V108H254V106H252ZM90 105H91V107H90ZM249 105L253 109H251V107ZM186 106H188V107H186ZM185 108H187V109H185ZM145 113H147V114L145 115ZM149 113H150V115H149ZM153 113H155L158 117H156V115H154ZM92 115H94L93 116L94 118H92ZM124 116H125V119L123 118ZM157 118H159V119H157ZM9 121L11 123L13 121L14 123L11 125V123H9ZM7 122L9 124H7ZM164 122H165V124H164ZM88 123H90V122H88ZM168 123H169V126H168ZM170 124H172L173 126L172 125L170 126ZM114 126L119 127V129L114 127ZM85 127H86V125H85ZM169 127L173 128V129L170 130L171 128H169ZM147 128H149V129H147ZM168 128H169V130H168ZM174 131H175V133H174ZM130 132L133 135H130ZM1 134H3V133L1 132ZM193 153H190L191 155L190 154L184 155L183 159L180 156H177L176 157L177 158V163H176L177 165H176L175 168L168 169L166 171V178L168 177L167 179H169L170 181L177 180L178 177L182 176V172L186 168H189L188 166H190V167L191 166H200L203 163V160H204L205 156L203 154H201L199 151H195ZM179 160H180V162H179ZM196 190L201 192L200 188H197ZM210 198H211V201L214 204H216L217 206L220 205L219 203L222 202V197L219 194H217L215 196L213 195V197L211 196ZM169 212H170L169 214H171V219H167L166 217H164V218H155V219L151 218L152 222L154 223V227L148 229L149 231H147V235L150 237V240L153 241L154 243L155 242L159 243V241H160L161 243H159V244L162 245L164 250H165V248H166V250H168V248H169V250H168L169 253L171 252V254H173V253L175 254V253L178 252V254L181 256V258L176 262V264H184V263L192 264V262L195 263V264H244V263L245 264H255L256 262H258L261 259L262 255H263L264 250H261V249H264L262 247L263 244H264V241H263L264 238L261 237L262 238L261 239L260 236H258L257 233H251V234H247L245 236L244 235L243 236L240 235L241 237L239 235H236V234L226 235L227 238H226V236L224 238L223 237L218 238L222 242V245H221V242L219 244L216 243V241L218 242V239L216 240L214 238L212 239L210 237H208V238L205 237L204 230L202 229L203 227L200 226L199 223L197 224V223H188V222H186L184 224L177 216H176L177 219L174 218L175 214H174V212L171 209H169ZM172 215H174V216H172ZM216 217L217 216H213L214 219ZM217 219H215V220H217ZM157 220H159L161 225L157 222ZM181 224H183V225H181ZM200 229H202L203 231H201ZM155 230H156V232H158V234L155 232ZM153 233H154V235H153ZM159 236H161V237H159ZM199 236H202V237H199ZM229 236H230V238H229ZM225 238L228 241H226ZM236 238H237V240H236ZM222 239H224L225 243H224V241ZM239 240L241 242H239ZM231 241H233L234 243L231 242ZM236 241L238 243H240V246H239V244ZM260 242H262L263 244L262 243H261L262 245L259 244ZM200 243H201V245H200ZM196 244H197V246H196ZM214 244H215V246H212ZM219 246H221V247H219ZM222 246H224L225 248L222 247ZM237 246L239 248H236ZM258 247H259V249H258ZM219 249H221V250H219ZM222 250H224V252ZM254 250H256V251H254ZM187 251H189V252L187 253ZM252 252H254V253L258 252L259 255L258 256H253L254 253L252 254ZM183 254H184V256H183ZM250 255H251V257H250ZM215 260H217V261H215Z\"/></svg>",
  "mask_w": 264,
  "mask_h": 264
}]
</instances>
